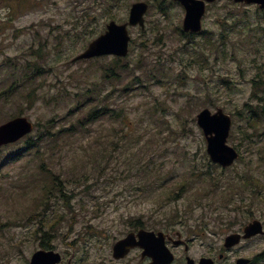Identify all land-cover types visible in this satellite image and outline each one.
<instances>
[{
    "label": "rangeland",
    "instance_id": "obj_1",
    "mask_svg": "<svg viewBox=\"0 0 264 264\" xmlns=\"http://www.w3.org/2000/svg\"><path fill=\"white\" fill-rule=\"evenodd\" d=\"M113 1L0 0V82L9 61L38 63L30 48L44 45L47 55L43 66L35 65L45 73L33 85L32 98L5 106L0 125L22 115L43 127L54 119L61 127L82 90L100 86L103 98L111 94L101 66L112 57L73 59L109 22H127L136 0ZM139 1L151 8L145 30L130 28L131 52L124 60L135 74L121 83L122 89L130 85L127 92L114 93L105 103L113 108L115 100L119 117L107 115L49 144L39 158L0 164V264H29L42 249L34 234L52 225L51 245L62 254V264H145L149 259H142L139 249L121 261L112 255L118 240L136 232L137 219L149 231L182 233L189 251L168 244L176 255L173 264H187L186 256L235 264L238 256L264 251V236L231 252L224 248L228 235L254 220L264 224V136L245 137L243 129L254 131L244 118L233 117L229 142L241 146L242 160L214 170L196 120L203 109L223 108L233 115L247 102L255 105L254 95L264 97V12L219 2L205 16L206 34L188 39L179 36L182 8L165 3L163 13L158 2ZM21 144L5 147L4 155ZM208 172L215 185L203 179ZM52 173L60 176L63 193L55 185L45 194ZM246 174L248 186L240 181Z\"/></svg>",
    "mask_w": 264,
    "mask_h": 264
},
{
    "label": "water",
    "instance_id": "obj_2",
    "mask_svg": "<svg viewBox=\"0 0 264 264\" xmlns=\"http://www.w3.org/2000/svg\"><path fill=\"white\" fill-rule=\"evenodd\" d=\"M186 9V17L183 29L185 32L199 33L202 30V18L205 15V2L217 0H177ZM247 4H258L264 10V0H235ZM148 5L145 3L134 4L128 23L117 24L111 22L107 31L91 42L86 51L75 58V61L91 59L104 55H115L126 57L129 54L130 35L128 25L145 27L144 15ZM197 122L204 131L207 138V152L214 163L223 167L232 166L239 158L237 150L228 145V137L232 126V118L223 109L212 113L209 109L203 110L197 116ZM34 125L26 117L15 118L0 126V147L15 143L30 134ZM263 233V225L260 221H254L245 228L244 239H249L257 234ZM240 234H232L226 238L225 247L231 248L240 243ZM179 244V242H175ZM143 249L142 257L152 258L149 264H170L174 261V255L166 245V236L163 232L155 233L139 230L137 233H130L125 238L115 243L113 257L117 260L124 259L132 249ZM62 260L60 253L53 250H39L31 258L30 264H59ZM189 263L194 264L189 259ZM249 260L240 259L237 264H247ZM201 264H213L211 259H203Z\"/></svg>",
    "mask_w": 264,
    "mask_h": 264
},
{
    "label": "trees",
    "instance_id": "obj_3",
    "mask_svg": "<svg viewBox=\"0 0 264 264\" xmlns=\"http://www.w3.org/2000/svg\"><path fill=\"white\" fill-rule=\"evenodd\" d=\"M12 1V0H6ZM208 42L212 44L213 39L209 38ZM29 56L38 57L36 62L40 63L43 66V61H45L47 55L44 51V45H41L37 49L30 48ZM33 61H26L21 64H16L14 62H8V67L10 69L7 70V77L3 82H0V86L5 85V83L13 80L12 84L2 90L0 87V112L3 111L4 107L7 106L10 102L17 100V98H24L27 101L32 98V95L35 93V89L33 85L36 83L38 77L45 73L44 67L38 65ZM104 69V82L110 83L112 85L111 94L105 96L103 98L101 96V87L100 86H90L86 88V90H82L77 96L74 97L76 100V105L74 107V111L70 114L64 121L61 127L57 124L60 122H56V120L51 119L47 121V123L42 126V124H37V134L26 138L20 148H15L14 152H10L7 155H4V149H0V164L7 162H17L22 160V158L27 157L28 155L40 157L41 149L47 147L49 144L57 145L63 137H71L78 133L80 130L84 131L87 127H89L92 123L99 121L100 119L106 117L107 115H111V117L117 118L119 114L117 112V105L115 103L112 104L113 108L109 105H106V101L108 97L113 95L114 93L124 94L129 90L130 85H125V88L122 89L123 84L122 81L125 76L129 73L135 74L129 68V65L123 58L113 57L109 64H103L101 66ZM139 81V80H138ZM118 84H121L116 87ZM122 89V90H121ZM110 99V98H109ZM253 100H256V104H251L247 102L240 111L234 116H239L244 118L247 127H250L254 132L248 134L247 130H242V134H245V137L252 136L256 134L257 137L264 136V97L257 98L255 95L253 96ZM117 112V113H116ZM78 115V116H76ZM68 122L69 125L64 122ZM40 127H43V130H40ZM89 130V129H87ZM240 147V146H239ZM43 169L45 170V166L43 165ZM207 177L203 178L205 180H209V185H215L216 182L214 178L208 172ZM247 178V177H246ZM245 182L246 185L249 183V179H240ZM49 186L46 190L45 194H49L55 185H57V190L60 189V193H63L62 180L59 175H52L48 178ZM178 197V194L176 195ZM232 199V198H231ZM44 225H42L43 227ZM142 227L141 220L137 219L134 222V228L138 229ZM54 231V225L49 227V230H41L38 229L34 234L36 238L41 240V247L44 249H53L51 245V239L53 234L51 232Z\"/></svg>",
    "mask_w": 264,
    "mask_h": 264
},
{
    "label": "flooded vegetation",
    "instance_id": "obj_4",
    "mask_svg": "<svg viewBox=\"0 0 264 264\" xmlns=\"http://www.w3.org/2000/svg\"><path fill=\"white\" fill-rule=\"evenodd\" d=\"M154 1L158 2L159 5H161L163 9H164L163 4H165V3H168L170 5H176V6H179L180 8H182L181 4H179L178 2H174L173 0H154ZM222 1H225V0H220L219 2H222ZM137 2H142V1L136 0L135 3H137ZM214 4H217V3L208 4L207 5V10L210 11L211 10V7ZM183 11H184V9H183ZM184 14H185V11H184ZM181 34H183V32H181ZM184 36L191 37L192 35L191 34H184ZM193 37H195V36L193 35L192 38ZM241 233H243V230L241 231ZM167 237H168V240L167 241H168L169 244L174 243V241L177 240V232H174L172 235L167 233ZM257 237H254V238H252L251 240H248V241H252V240H254ZM184 244L185 243H182L180 246H182ZM232 250L233 249L231 248L229 250L226 249L225 251L226 252H231ZM202 258L203 257L199 258V260H201ZM209 258H212V257H209ZM219 258L221 259V261H224L225 260L224 254L223 253L220 254V257ZM186 259H187V256H186ZM212 259L214 260V263L213 264H218V260L216 258H212ZM237 259H239V256L236 258V262H237ZM250 259H251V262L249 264H262L264 262V251L262 253L260 252V253L256 254L255 256L251 257ZM197 262L198 261H196V264H198ZM236 262H235V264H236Z\"/></svg>",
    "mask_w": 264,
    "mask_h": 264
}]
</instances>
